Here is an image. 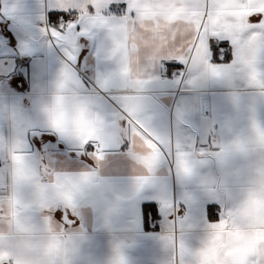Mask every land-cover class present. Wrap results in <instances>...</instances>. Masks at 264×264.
Returning a JSON list of instances; mask_svg holds the SVG:
<instances>
[{
  "label": "crops",
  "instance_id": "obj_1",
  "mask_svg": "<svg viewBox=\"0 0 264 264\" xmlns=\"http://www.w3.org/2000/svg\"><path fill=\"white\" fill-rule=\"evenodd\" d=\"M83 0H81V3ZM76 0H0V13L7 20L0 23V245L10 252L9 244H15L27 255L22 259L35 258L50 264L59 256L72 264H114L122 249L126 264H179L180 229L177 223L175 251L163 237L170 234L173 218L179 220L188 209V198L194 194L192 214L198 218L199 227L185 233L186 243L197 247L203 235V226L217 222L225 213L231 199V192L223 185L217 186L206 197L196 185H188L177 177L174 163L175 146L195 145L214 152V143H219L230 126L237 130L247 129L246 117H238L231 96L237 92L256 94L259 89H249L242 83L226 84L219 81L191 78L187 65L178 59L158 61L162 54L160 47L151 39H145L152 25L146 19L150 10L143 13L138 27L116 29L115 39L119 47L115 54L123 69L121 79L126 85L140 88L136 94L145 98L152 117L153 130L170 139L172 156H168L157 173L158 183L154 189L136 193L133 178L139 173L128 155L129 145L124 141L118 145L110 143L106 149V160L98 169L104 186L91 191L78 189L71 176H65L54 187H50L36 174V168L44 165L62 172L77 173L97 168V161L90 155L96 152L92 142L83 148L61 137L45 123L43 108L54 94V80L57 70L66 62L65 51L57 46L50 35L52 28L46 26L58 13V6H70ZM264 9V0H259ZM18 9H21L19 12ZM110 11L122 16L126 11L125 0H114ZM246 15L245 11L236 13ZM77 17V15H76ZM47 27L49 34L42 30ZM161 29L167 25L161 23ZM58 29V28H57ZM120 33L123 34L121 39ZM69 43L71 42L70 38ZM51 41V43H49ZM106 34L93 38L82 36L78 41L77 60L72 67L77 78L69 73L67 77V99L62 108L65 116L60 126L70 131L87 135L95 130V123L89 117L88 104L109 114H119L121 98L132 94L125 91L123 84H109L101 88L100 81L113 74L117 65L97 58V52L104 51ZM223 45L225 60L216 57L214 63L227 67L232 63L233 45L228 40H216ZM75 47V46H74ZM252 53L245 51L242 58L247 61ZM156 69L151 72L153 64ZM178 64L186 73L166 74L165 65ZM77 79L80 83H78ZM75 93L82 95L77 98ZM71 113V119L68 113ZM257 120L264 124V107H258ZM251 156L250 187H264V143L253 138L248 148ZM167 155V153H166ZM12 157H18L13 160ZM209 163L199 167L202 178L218 177L220 166L211 158ZM33 186V195L25 198L19 191L20 183ZM76 191H83V202L75 209L64 205L54 208L52 213H39L45 207L59 200H68ZM119 195L124 199L123 211L108 217L106 204L101 199ZM13 193L17 203L11 202ZM176 205V213L166 210V204ZM154 203L158 208L159 220L149 229L145 225L144 205ZM215 207V217L209 216V208ZM52 215L53 220L34 224L33 217ZM243 216L249 222L248 231L217 232V243L208 249L205 264H222L221 255L231 257L234 264H241L247 252L260 240H264V198L253 199L243 208ZM67 229H65V228ZM59 242L58 249L52 243ZM79 250L74 253L76 244ZM227 249L222 253V249ZM175 256V259H174Z\"/></svg>",
  "mask_w": 264,
  "mask_h": 264
},
{
  "label": "snow or ice",
  "instance_id": "obj_2",
  "mask_svg": "<svg viewBox=\"0 0 264 264\" xmlns=\"http://www.w3.org/2000/svg\"><path fill=\"white\" fill-rule=\"evenodd\" d=\"M113 3L114 0H83L82 3L81 0H76L73 5L58 6L63 11L76 13L77 19L69 21L66 25L61 24L59 29L50 30L52 38L53 33H58L54 39L57 46L65 51L66 62L57 70L54 94L50 103L43 108L45 123L61 137L82 148L90 142L94 143L96 152L90 155L98 162L97 168L77 173H62L41 161L42 167L36 168V174L50 187H54L63 177L71 176L78 189L91 191L100 188L104 186V180L98 169L106 160V149L110 143L118 145L127 141L128 155L139 169V173L133 178L136 193L157 186L158 170L167 157L173 155L171 141L153 130L152 117L145 98L136 94L140 88L126 85L122 81L121 73L126 69L122 68L119 57L115 54L119 40L114 38L118 28H137L143 13L150 10L151 15L146 19L152 27L145 29L149 32L145 39H151L160 47L162 54L158 58L159 62L162 63L169 58L180 60L189 67L194 81L242 83L249 89H259L256 94L237 92L231 96V103L237 116L246 117L249 127L237 130L230 126L221 142L214 143L216 151L208 152L204 148L197 150L194 144L184 145L179 141L175 146L174 163L178 178L188 185L201 188L206 197H215L211 193L219 185L226 187L232 194L224 215L217 222L203 226V235L199 238L197 247H190L185 239L186 230L191 231L200 226L198 218L192 214V202L197 199L194 194L185 204L188 212L181 215L178 221L173 218L170 223V234L163 237L174 253L178 223L181 233L179 264H205L208 249L217 243V232L221 228L225 232L248 231L249 222L243 216V208L253 199L264 198V187L259 189L250 187L251 156L248 151L253 138L264 143V124L256 118L258 107H264V9H261L259 0H125L126 11L124 15L117 16L110 11ZM242 10L246 15L236 14ZM161 23L166 24L167 28L162 30ZM42 31L49 34L47 27ZM97 34H106L104 51H98L97 58L103 56L105 60L117 65L111 76L101 79V88H107L109 84H123L125 91L132 94L121 98L118 116L115 113L101 111L94 104H88L86 111L96 127L93 132L81 135L78 131L61 127L60 120L65 116L62 108L67 99V77L71 73L77 78L72 63L77 60L79 38L82 36L93 38ZM120 37L123 38L122 33ZM63 38H70L71 42ZM216 40H228L233 45L232 63L227 67L214 63L223 47L216 44ZM245 51L252 53L247 61L242 58ZM156 65L157 62L153 64L151 72L155 71ZM77 81L80 83L78 79ZM75 95L79 98L82 94ZM68 118L71 119L70 112ZM208 158L220 166L221 173L218 177L200 176L198 169L210 162ZM12 159L16 160L18 157ZM19 191L23 192L25 198L30 199L33 195V186L22 182ZM83 199V191H76L68 200L61 199L41 209L39 213H52L54 208L61 205L75 209L81 205ZM101 199L106 204L109 218L123 211L125 198L119 195L111 197L105 191ZM11 202L17 203L16 193H13ZM166 210L175 214L177 211L175 203L173 202L171 207L166 204ZM44 220L52 221L53 216L49 214L37 218L35 214L33 217L34 224H41ZM261 230H264V226ZM78 246L79 243L76 244L74 253L79 250ZM8 247L11 249L10 252L4 251L3 245H0V264H43L35 258L22 259L21 257L27 254L15 244H9ZM50 247L58 249L59 242L52 243ZM118 252L114 264H126L122 249ZM226 252V248L222 249V253ZM221 262L234 264L232 258L226 254L221 255ZM50 264H72V261L65 258L61 262L57 256ZM241 264H264V240L258 241L247 252Z\"/></svg>",
  "mask_w": 264,
  "mask_h": 264
},
{
  "label": "built area",
  "instance_id": "obj_3",
  "mask_svg": "<svg viewBox=\"0 0 264 264\" xmlns=\"http://www.w3.org/2000/svg\"><path fill=\"white\" fill-rule=\"evenodd\" d=\"M77 17L74 14H69V13H58L57 17H56V27L59 29L61 24H67L69 21L72 20H76ZM51 22L49 20L46 21V26L49 28L50 27ZM226 52L222 51L220 54V59L221 60H225L226 58ZM163 71L166 74H171V75H178L181 73H186V68H182L180 65L178 64H171V65H165L163 67ZM158 223V222H157Z\"/></svg>",
  "mask_w": 264,
  "mask_h": 264
},
{
  "label": "trees",
  "instance_id": "obj_4",
  "mask_svg": "<svg viewBox=\"0 0 264 264\" xmlns=\"http://www.w3.org/2000/svg\"><path fill=\"white\" fill-rule=\"evenodd\" d=\"M57 17V16H56ZM56 17L55 19H52L51 22V26H56ZM144 219H145V225L147 228L149 229H153V227L156 228L155 223L159 220V215H158V208L157 205L154 203H148L144 205ZM215 211V207L211 206L209 208V216L211 218L215 217L216 214L214 213ZM152 225H154L152 227Z\"/></svg>",
  "mask_w": 264,
  "mask_h": 264
},
{
  "label": "water",
  "instance_id": "obj_5",
  "mask_svg": "<svg viewBox=\"0 0 264 264\" xmlns=\"http://www.w3.org/2000/svg\"><path fill=\"white\" fill-rule=\"evenodd\" d=\"M7 20L5 19V17L0 13V23H6Z\"/></svg>",
  "mask_w": 264,
  "mask_h": 264
}]
</instances>
